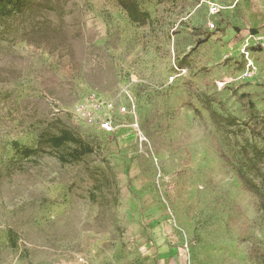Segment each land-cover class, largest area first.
Returning a JSON list of instances; mask_svg holds the SVG:
<instances>
[{"label":"rangeland","instance_id":"1","mask_svg":"<svg viewBox=\"0 0 264 264\" xmlns=\"http://www.w3.org/2000/svg\"><path fill=\"white\" fill-rule=\"evenodd\" d=\"M231 1L138 0L139 25L115 0H49L0 21V264H264L261 200L234 169L264 149V30L234 29ZM58 125L95 152H16Z\"/></svg>","mask_w":264,"mask_h":264},{"label":"trees","instance_id":"2","mask_svg":"<svg viewBox=\"0 0 264 264\" xmlns=\"http://www.w3.org/2000/svg\"><path fill=\"white\" fill-rule=\"evenodd\" d=\"M117 5L126 13L128 19L135 24L146 25L151 17L144 10L138 0H115ZM49 0H0V21L22 16L29 11L53 10ZM256 34V30H252ZM215 100L206 96L203 100L205 109L210 119L219 128H225L235 133L241 131V125L235 116H225L214 109ZM197 112L198 110L195 109ZM235 128V130H233ZM14 148L22 158L30 159L41 155L55 156L63 165L81 162L86 156L93 154L95 149L82 138L76 136L72 130L64 126H56L52 131L40 134L36 148L23 147L15 142ZM243 159L234 165L237 177L245 190L256 195L260 200V206L264 211V149L257 144L245 143L241 147ZM222 157L229 163L233 161L221 151ZM245 169L262 176L261 183L249 176Z\"/></svg>","mask_w":264,"mask_h":264},{"label":"crops","instance_id":"3","mask_svg":"<svg viewBox=\"0 0 264 264\" xmlns=\"http://www.w3.org/2000/svg\"><path fill=\"white\" fill-rule=\"evenodd\" d=\"M246 3H249L250 0H245ZM244 2L243 0H233L231 1V5L228 7L231 13L228 14L227 18H230L231 25L234 29H237L241 34H249L250 37L253 38L260 31L264 30V0H255L256 7L251 9L249 6V10H253L248 13L247 17H239L235 15V10L238 7L239 3ZM220 21V17L218 18ZM230 24V22H229ZM252 30H256V34H253Z\"/></svg>","mask_w":264,"mask_h":264},{"label":"built area","instance_id":"4","mask_svg":"<svg viewBox=\"0 0 264 264\" xmlns=\"http://www.w3.org/2000/svg\"><path fill=\"white\" fill-rule=\"evenodd\" d=\"M223 7L216 5V4H212L211 9H210V14L212 16H218L221 11H222ZM215 23L210 22L208 25V29L213 30L215 29ZM96 120H98L99 124L101 125L103 131L107 132V133H114L115 132V128H114V124H113V120L112 117H98Z\"/></svg>","mask_w":264,"mask_h":264}]
</instances>
